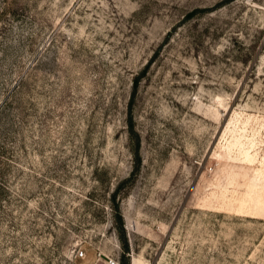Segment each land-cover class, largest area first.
Returning <instances> with one entry per match:
<instances>
[{
    "label": "rangeland",
    "instance_id": "1",
    "mask_svg": "<svg viewBox=\"0 0 264 264\" xmlns=\"http://www.w3.org/2000/svg\"><path fill=\"white\" fill-rule=\"evenodd\" d=\"M110 258L264 264V0H0V264Z\"/></svg>",
    "mask_w": 264,
    "mask_h": 264
},
{
    "label": "trees",
    "instance_id": "2",
    "mask_svg": "<svg viewBox=\"0 0 264 264\" xmlns=\"http://www.w3.org/2000/svg\"><path fill=\"white\" fill-rule=\"evenodd\" d=\"M138 78L136 79L135 81V87L138 83ZM131 112V111H130ZM128 123H129V132L131 133L132 137H135V148L133 149V153L135 154L136 157L139 158V155H140V139H139V136L135 133L134 131V124L132 122V118L130 116L129 120H128ZM139 160V159H138ZM119 220H120V223H122V219H121V216H119Z\"/></svg>",
    "mask_w": 264,
    "mask_h": 264
},
{
    "label": "built area",
    "instance_id": "3",
    "mask_svg": "<svg viewBox=\"0 0 264 264\" xmlns=\"http://www.w3.org/2000/svg\"><path fill=\"white\" fill-rule=\"evenodd\" d=\"M79 256L83 257L84 253L83 252H79ZM105 264H119V262L113 258H110L108 260H106Z\"/></svg>",
    "mask_w": 264,
    "mask_h": 264
}]
</instances>
